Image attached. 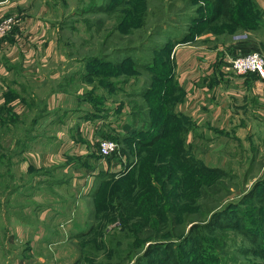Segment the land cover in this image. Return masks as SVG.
I'll list each match as a JSON object with an SVG mask.
<instances>
[{
    "label": "rangeland",
    "instance_id": "obj_1",
    "mask_svg": "<svg viewBox=\"0 0 264 264\" xmlns=\"http://www.w3.org/2000/svg\"><path fill=\"white\" fill-rule=\"evenodd\" d=\"M118 2L119 0H47L52 26L60 29L56 34L57 44L62 46L60 50L65 60L69 61L68 64L73 62L71 59H75L76 68L95 73H86L84 80L81 78L84 86L92 85L93 89L90 91L92 97H103L99 103L92 102L94 112L91 114L92 117L97 116L96 120L99 121L101 117L110 116L105 108L113 102L116 103L114 104L116 107L127 103L129 106L125 104V107L131 113L133 102L139 104L145 102L144 91L151 89L147 93L148 103L151 104L148 122L155 131L160 128L169 130L172 141L162 137L153 145L145 146V149L141 148L139 151L140 146L135 143L129 145L127 142L129 140L135 142V138L145 140L141 133H134L128 141H119L116 138L118 135L110 133L109 129L107 135L98 136L94 141L97 151L94 161L101 160L98 144L103 138L116 139L119 145L123 143L120 146L125 158L118 160L112 156L105 160L107 166L110 162L116 164L114 169L116 172L104 181L99 180L85 190L82 183H76L75 202L72 203L71 199H68L67 204L70 207L75 204L74 215L79 220L82 230L88 224H93L94 227L87 234L76 239L71 238L64 244L47 242L44 245L40 237L35 235L34 227H31L29 232L28 228L26 231L21 227H13L10 221L13 214L8 207L11 203L7 204L3 198V204H0V264H23L25 261L23 255L26 252H29L25 254L26 257L35 254L36 258L38 255L48 258L51 254L50 264H74L81 254L83 255L76 264H136L139 255L144 254L149 246L159 242L153 238H174L178 245L192 224L209 221L213 212L221 210L229 203L240 205L239 200L242 201L243 195L252 184L264 175V152L261 153L259 145L255 144L251 132H244L239 137L234 131L205 126L208 124L204 120L205 117H200L203 101L206 103L205 99L209 96H217L216 82H208L211 87L208 88L204 85L206 82L202 75L195 76L194 81L197 82L194 83L193 93L198 98L196 106L192 107L195 114L188 115L181 109V105L187 99L188 88L192 87L193 82L191 79L190 82L188 79L178 81V69L179 72L183 71L187 65L178 68L176 51L187 44L199 45L197 48L200 49H196L195 57L202 61L203 48L215 46L218 39L221 41L224 37H230L231 34L228 32L235 26L219 16H215L216 19L211 21L215 0H124L120 4ZM113 4L116 6L112 7ZM244 6V10L250 7L249 3L247 5L245 3ZM244 10L242 11L245 16ZM14 20L16 22L15 18ZM14 26L15 23L13 28ZM119 49L129 51L118 52L120 55H116ZM106 55L108 56L106 61L114 62L116 59L120 61L125 57L131 58V61L129 59L124 61L123 71L112 75L113 68L96 65L98 59L100 57L103 59ZM217 55L219 58V53ZM214 58L218 61L216 56ZM229 59H222L225 60L227 67ZM80 64L83 67H80ZM230 71L237 74L231 69ZM201 73L200 71L199 74ZM102 77H106L104 80L106 82L102 81ZM82 83L78 84L83 86ZM214 85L216 87H213ZM88 90L83 89V93ZM111 97L113 101L110 100ZM118 112L124 114L122 109ZM168 113L175 114L177 120L172 122L168 118ZM119 116L121 115H116ZM17 121L18 117L15 124ZM22 121L25 122L23 119ZM133 121L140 122V119L136 120V115H133L125 123L132 127ZM144 121L146 122V119ZM180 127L181 130H178ZM26 133L25 129L24 135ZM148 149H152L153 152ZM5 151L4 148H0V156H7ZM96 168H100V165ZM209 168L220 169L224 175L213 177L222 185L220 188L210 187V199L207 200L205 192L199 191V187L208 182L203 181L198 187L196 184L207 174L206 169ZM6 182V187H9L11 180ZM160 182L163 183L161 190ZM48 192L46 194L50 195L49 190ZM223 194L225 195L219 200ZM254 200V198L244 200L243 207H248L250 202H256ZM193 201L195 203H192ZM62 203L58 202L56 206L66 214V204ZM166 204L170 205L171 209ZM172 204H175L176 208L173 209ZM212 206L214 211L211 212ZM238 209L229 208L227 213L215 220L214 228L203 230L195 242H184L180 248L175 245V250L188 259V264H192L190 256L205 251L202 246L196 244L198 240L204 243L201 236L212 239L215 232L226 231L230 235L215 236L224 237L228 244L226 253H222L223 258L229 259L226 261L231 262L233 258L238 264L259 261L257 254L248 257L240 254L239 246L250 244L233 234L230 228L221 227L222 224H230L228 219H236L234 213ZM61 217L65 218V215H60ZM238 217H241V214H238ZM29 219L34 222V219L30 217ZM71 228L69 227V230H72ZM45 229L49 231L50 227ZM65 229L68 228L64 226L61 230ZM11 232L24 235L20 237L25 240L11 242V239H7ZM155 248L157 250L151 249L152 252L147 257L152 260L149 264H164L165 255L171 253L165 248L159 249L157 246ZM54 254H59V258L56 259ZM60 254L75 255L71 260L68 255ZM140 264H148L147 259Z\"/></svg>",
    "mask_w": 264,
    "mask_h": 264
},
{
    "label": "crops",
    "instance_id": "obj_2",
    "mask_svg": "<svg viewBox=\"0 0 264 264\" xmlns=\"http://www.w3.org/2000/svg\"><path fill=\"white\" fill-rule=\"evenodd\" d=\"M254 2L259 10L258 22L251 23L250 28L240 24L228 32L230 37L203 48L202 61L195 57L199 45L182 46L176 51V63L178 68L187 65L183 71L178 69V81L191 79L193 82L181 109L188 115L195 114L192 109L198 100L193 93L195 76L202 75L207 87H210L208 82H216L217 96H209L206 103L203 101L200 117H205L208 123L205 126L234 131L236 136L251 132L262 153L264 77L254 72L234 74L222 60L251 51L264 56V0ZM50 13L47 0H0V19L8 15L16 19L11 34L0 38V148L7 153L5 157L0 156V204L3 198L7 204L11 203L8 207L13 214L10 219L13 227L26 231L28 228L27 232L34 227L35 235L44 245L47 242L64 244L80 235L82 227L74 215L75 204L70 207L68 199L75 202L76 183H82L84 190L92 187L98 169L109 167L116 172V164L110 162L107 166L105 160L94 161L97 153L94 141L101 134L107 135L108 129L119 137L124 136L131 128L125 122L133 116L125 107V104L129 106L127 103L116 107L113 102L105 108L110 116L99 121L96 115L92 117L94 100L87 93L93 87L81 82L87 72L75 67V59L70 64L65 60L62 46L56 41L60 29L52 26ZM83 89L89 90L83 93ZM120 109L124 114L118 112ZM114 113L121 116L116 117ZM120 145V156L114 157L123 160L125 155ZM98 165L100 168H96ZM93 167L95 171L91 170ZM6 180H11L9 187ZM48 190L50 195L46 194ZM61 201L66 204V214L56 206ZM48 226L49 231L45 229ZM64 226L68 228L65 231L61 230ZM10 235L7 239L11 242L24 239L17 232ZM25 254L23 264H50L51 254L48 258ZM54 255L59 258V254ZM60 255H68L72 260L75 254Z\"/></svg>",
    "mask_w": 264,
    "mask_h": 264
},
{
    "label": "trees",
    "instance_id": "obj_3",
    "mask_svg": "<svg viewBox=\"0 0 264 264\" xmlns=\"http://www.w3.org/2000/svg\"><path fill=\"white\" fill-rule=\"evenodd\" d=\"M124 0H119L118 4L123 3ZM246 5L249 3L250 7L246 8L244 10V5ZM110 4V3H109ZM213 13L214 15H212L210 17L211 21L215 20V16L219 18L221 17L223 20H226L227 23L230 24H235L236 28L240 27L241 25H244L246 28H250L251 23H256V21L258 22L259 20V10L258 8H256L255 2L253 0H215V2L213 3ZM106 6H108V4H106ZM116 5L113 4L112 7H115ZM246 13L244 16L243 11ZM242 11V12H240ZM240 12V13H239ZM257 14V16H256ZM252 15V16H251ZM251 16V17H250ZM256 16V18H254ZM214 17V18H213ZM241 18V19H239ZM235 26H232L233 29H236ZM232 29V31H233ZM9 35V34H8ZM107 40V39H106ZM123 49L121 52L118 50L116 53V55H120L119 53H126L127 51H125ZM119 52V53H118ZM111 54H109L110 57ZM106 56L100 57L98 59V67L99 65H105V66H109L111 68L114 69L112 75H116L119 74L123 71L122 68V64L124 61H126L127 59H129L131 61V58H124L123 60L121 59L120 61L118 59H116L114 62L107 60L106 61ZM87 74H95L93 71H89L87 72ZM106 77H102V81L105 80ZM106 82V81H104ZM93 89V88H92ZM149 91H151V89H149ZM149 91H144V99L145 102H142L141 104H139L138 102H133V108H132V114L136 115V120L140 119V122H136L133 121V126L130 128L129 131L126 132V134L124 136H116V138L121 141V140H125L128 141L129 138L133 137L132 135L134 133H141L146 139L142 140V138H135V142H132L129 140V142H127L129 145L130 144H137L138 146H140L139 151H141V148L145 149V146H150L153 145L155 141L161 139L162 137L166 138L168 141H172L171 137H170V131L167 130H163L162 128L158 129L157 131H155V129L153 130L152 124H150L148 121L150 120V111H151V104L148 103V98H147V93H149ZM90 97H92L91 92L87 93ZM140 96V94H138ZM152 95V94H150ZM150 97V96H149ZM92 99L99 103L101 102V100L103 99L102 96H94L92 97ZM167 101V100H166ZM132 103V102H131ZM166 103V102H165ZM124 104V103H122ZM120 105V104H119ZM148 108H147V107ZM138 109V110H136ZM149 109V110H148ZM168 118L172 121L175 122L177 120V116L173 113H168ZM144 116H146V118H144ZM146 119V122L143 120ZM142 120V122H141ZM11 121H13L11 119ZM144 123V125H142ZM182 127L178 128V130H181ZM112 139V138H109ZM114 140V139H113ZM115 141L117 142V140L115 139ZM123 144V143H121ZM148 151L153 152L152 149H148ZM133 167V166H132ZM206 168V167H205ZM92 171H95L96 168H91ZM124 172V171H123ZM207 174L205 176H203L201 178V180L197 181L196 187L200 186L203 181H207L208 183L206 185L200 186L199 187V191L203 190L205 192V196L207 198V200L210 199V187H221V183L218 181V179L213 178L214 176L218 175V177L220 175H224V172L220 169H206ZM122 173V172H121ZM125 173V172H124ZM122 173V174H124ZM113 174H115L114 172L109 170H103V169H98L97 172L94 174V185L95 182L101 180L104 181L105 179H107L108 177L112 176ZM213 175V176H212ZM216 179V180H215ZM160 190L163 188V183L160 182L159 184ZM155 188H157L155 186ZM198 191V192H199ZM226 194V193H225ZM223 194L219 200L225 195ZM256 195L258 197H256ZM243 200H239V202L241 203L240 205L236 204V203H229L227 204L224 208H222L219 211H215L213 212V214L211 215L209 221L205 222V223H195L192 224V227L188 230L187 234L183 236L182 238V242L178 245H176V241L174 240V238H169V239H164V238H153L154 240H158L159 242L155 243V245H151L149 246V248H147V250L145 251L144 254L139 255L137 258V263L136 264H140L144 259H147L148 264L150 263V258H147L152 252V250H157V248H155L156 246L159 247V249L161 248H165L166 251L168 253L171 254H163L166 257L164 258V264H188V259L185 258V256L183 254H179L178 251L175 250V245L176 247L180 248L181 245L184 242L187 241H191V242H195L196 239H198L199 235H201L203 230H207V229H212L214 228V222L216 219H219L222 214L227 213L229 208H239L237 210V212L234 213V218L236 219H228V221H230L229 225L226 224H222L221 227L224 228H230L231 232L233 234L238 235L239 237H241L244 241L248 242L250 244V246H239L240 248H238L240 254H243L245 257H248L249 255H253V254H257L259 255V261L257 262H253V263H248V264H264V175L260 176L253 184L252 187L247 191V193H245L243 195ZM255 199L254 201L256 202H250L247 206L243 207V202L244 200L247 199ZM218 199V198H216ZM167 200V198H166ZM218 201V200H217ZM216 201V202H217ZM258 202V204H257ZM192 203H195V201H193ZM215 203V202H213ZM168 208L171 209V206L166 204ZM172 208H176L175 204H172ZM165 211V210H164ZM214 211V206L211 207V212ZM238 214H241V217H238ZM93 224H88L83 230L80 231V235H77L76 238H79L81 236H83L84 234H87L88 232H90L93 229ZM230 232V233H231ZM229 232H224V231H217L214 233V238L212 239H208L205 238L204 236H201V238L204 239V243L200 242L199 240L196 241V244H198V246H202V248L205 251H202V254H193V256L191 257L192 264H238L236 261H234L235 259L233 258L230 261H226L229 259H225L222 256V253H226L227 250V242L224 239V237L222 236H217L216 235H221V234H228ZM230 235V234H228ZM230 237V236H228ZM152 240V239H150ZM80 242V241H79ZM229 243V242H228ZM153 247V248H151ZM152 249V250H151ZM221 252H219V250ZM175 252V253H173ZM83 254H81L80 256L82 257ZM80 256L76 259L75 263L79 262V258ZM152 258V257H151ZM241 264H246L245 262H241Z\"/></svg>",
    "mask_w": 264,
    "mask_h": 264
},
{
    "label": "built area",
    "instance_id": "obj_4",
    "mask_svg": "<svg viewBox=\"0 0 264 264\" xmlns=\"http://www.w3.org/2000/svg\"><path fill=\"white\" fill-rule=\"evenodd\" d=\"M15 20L11 16L0 19V37L8 35L13 29ZM229 69L237 74L254 72L260 77H264V56L258 51H251L229 59ZM119 144L109 138H103L98 144V154L102 160L112 156H120Z\"/></svg>",
    "mask_w": 264,
    "mask_h": 264
}]
</instances>
